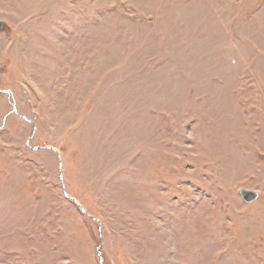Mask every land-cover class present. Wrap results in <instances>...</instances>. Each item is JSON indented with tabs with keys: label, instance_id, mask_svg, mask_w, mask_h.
<instances>
[{
	"label": "rangeland",
	"instance_id": "1",
	"mask_svg": "<svg viewBox=\"0 0 264 264\" xmlns=\"http://www.w3.org/2000/svg\"><path fill=\"white\" fill-rule=\"evenodd\" d=\"M0 23V264H264V0Z\"/></svg>",
	"mask_w": 264,
	"mask_h": 264
},
{
	"label": "water",
	"instance_id": "2",
	"mask_svg": "<svg viewBox=\"0 0 264 264\" xmlns=\"http://www.w3.org/2000/svg\"><path fill=\"white\" fill-rule=\"evenodd\" d=\"M1 27V23H0ZM239 196L243 200L244 203L246 204H251L255 202L258 199V193L255 191L247 190V189H240L239 190ZM70 198V197H68Z\"/></svg>",
	"mask_w": 264,
	"mask_h": 264
}]
</instances>
